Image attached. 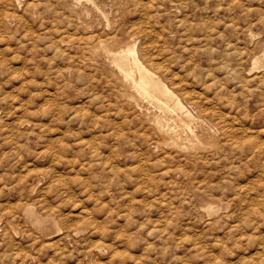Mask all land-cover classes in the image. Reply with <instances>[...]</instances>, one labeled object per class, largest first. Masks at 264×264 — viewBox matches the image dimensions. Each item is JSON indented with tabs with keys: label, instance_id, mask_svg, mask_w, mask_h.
Here are the masks:
<instances>
[{
	"label": "rangeland",
	"instance_id": "rangeland-1",
	"mask_svg": "<svg viewBox=\"0 0 264 264\" xmlns=\"http://www.w3.org/2000/svg\"><path fill=\"white\" fill-rule=\"evenodd\" d=\"M41 1L0 0V264H264V0ZM115 41L118 50L134 44L142 62L200 113L186 148L137 136L145 133L137 118L153 107L140 100L141 112L121 96L132 91L103 50Z\"/></svg>",
	"mask_w": 264,
	"mask_h": 264
},
{
	"label": "bare ground",
	"instance_id": "bare-ground-1",
	"mask_svg": "<svg viewBox=\"0 0 264 264\" xmlns=\"http://www.w3.org/2000/svg\"><path fill=\"white\" fill-rule=\"evenodd\" d=\"M28 1V0H27ZM42 1H44V0H42ZM41 1V2H42ZM50 1V0H49ZM53 1V0H52ZM55 1H58V0H55ZM55 1H53V3L55 2ZM112 1V0H111ZM117 1V0H116ZM140 1V0H139ZM138 1V2H139ZM10 2V1H9ZM26 2V1H25ZM31 2V1H30ZM40 2V3H41ZM112 2H115V0H113ZM120 2V1H119ZM141 2V1H140ZM15 3V2H14ZM28 3V2H27ZM39 3V4H40ZM49 3H51V2H49ZM48 3V5L51 7V5H53L52 3L51 4H49ZM56 3V2H55ZM62 3V2H61ZM60 3V4H61ZM83 3V2H82ZM116 3V2H115ZM125 3V2H124ZM9 4H11V3H9ZM26 4V3H25ZM30 4V3H29ZM33 4L37 7V5L36 4H38V3H34L33 2ZM33 4H30L31 6H34ZM38 4V5H39ZM42 4V3H41ZM119 4V3H118ZM118 4H116V5H118ZM121 4V3H120ZM143 4V3H142ZM12 5V4H11ZM46 5V4H45ZM58 5V4H57ZM135 5V4H134ZM137 5H139L138 3H137ZM15 6V5H14ZM27 6V5H26ZM25 6V7H26ZM34 6V7H35ZM55 6V5H54ZM61 6V5H60ZM64 6V5H63ZM122 6H124L123 4H122ZM44 7V6H43ZM46 7V6H45ZM56 7V6H55ZM86 7V6H85ZM118 7V6H117ZM137 7V6H136ZM139 7V6H138ZM141 7H142V5H141ZM28 8V7H27ZM47 8V7H46ZM45 8V9H46ZM62 8H64V7H61V9ZM120 8V7H119ZM17 9V8H16ZM25 10H26V8H24ZM30 9V8H29ZM28 9V10H29ZM59 9H60V7H59ZM59 9H55L56 11L58 10L59 11ZM18 10V9H17ZM39 10V9H38ZM42 10V9H41ZM62 10H65V9H62ZM127 10V9H126ZM27 11V10H26ZM25 11V12H26ZM30 11V10H29ZM53 11V10H52ZM17 12V11H16ZM39 12V11H38ZM37 12V13H38ZM43 12V11H42ZM44 12H46V10L44 11ZM62 12V11H61ZM66 12V11H65ZM115 12V11H114ZM173 12V11H172ZM28 13V12H27ZM36 13V14H37ZM52 13V12H51ZM51 13H49V14H51ZM64 13V12H63ZM68 13V12H67ZM173 13H176V12H173ZM28 14H30V12L28 13ZM32 15H33V13H31ZM46 14V13H45ZM48 14V13H47ZM88 14V13H87ZM143 15V14H142ZM10 16V15H9ZM38 16V15H37ZM47 16V15H46ZM51 16V15H50ZM61 16V15H60ZM132 16V15H131ZM134 16V15H133ZM175 16H176V14H175ZM14 17V16H13ZM17 17L18 18H20L19 16H18V14H17ZM44 17V16H43ZM53 17V16H52ZM57 17V16H56ZM72 17H75V16H72ZM87 17H89V15L87 16ZM115 17H118V16H115ZM15 18V17H14ZM23 18V17H22ZM25 18V17H24ZM39 18V17H38ZM45 18V17H44ZM59 18V17H58ZM61 18V17H60ZM69 18V17H68ZM96 18V17H95ZM113 18H114V16H113ZM119 18V17H118ZM176 18V17H175ZM6 19V18H5ZM8 19V18H7ZM10 19H11V17H10ZM21 19V18H20ZM19 19V20H20ZM46 20L48 19V18H45ZM57 19V18H56ZM97 19V18H96ZM29 20V19H28ZM41 20V19H40ZM54 20V19H53ZM66 20V19H65ZM74 20V19H73ZM76 20V19H75ZM99 20V19H98ZM6 21V20H5ZM14 21H16L15 19H14ZM23 21V20H22ZM25 21V20H24ZM51 21V20H50ZM57 21H58V19H57ZM56 20H55V22H57ZM60 21V20H59ZM112 21H114V20H112ZM181 21V20H180ZM180 21H178L179 23H180ZM52 22V21H51ZM54 22V23H55ZM76 22V21H75ZM75 22H74V25H75ZM115 22V21H114ZM113 22V23H114ZM7 23V22H6ZM23 23H25V22H23ZM72 23V22H71ZM71 23H69V25L71 24ZM89 23V22H88ZM87 23V24H88ZM107 23V22H106ZM123 23V22H122ZM121 23V24H122ZM27 24H28V22H27ZM42 24V23H41ZM66 24V23H65ZM80 24V23H79ZM137 24V23H136ZM177 24V23H176ZM175 24V25H176ZM183 24H185V22L183 23ZM182 24V25H183ZM25 25V24H24ZM44 25V24H43ZM61 25V24H60ZM115 25V24H114ZM120 25V24H119ZM178 25V24H177ZM181 25V24H180ZM180 25H178V26H180ZM45 26H47V25H45ZM71 26V25H70ZM76 26H78V24L76 25ZM90 26V25H89ZM121 26V25H120ZM185 26V25H184ZM52 27V26H51ZM67 27V26H66ZM69 27V26H68ZM80 27V26H79ZM106 27V26H105ZM105 27H103V28H105ZM133 27V26H132ZM136 27V26H135ZM138 27H139V25H138ZM141 27V26H140ZM139 27V28H140ZM43 28V27H42ZM46 28V27H45ZM50 28V27H49ZM53 28H54V25H53ZM57 28V27H56ZM56 28L53 30V33H55L54 31L56 30ZM76 28V27H75ZM116 28V27H115ZM143 28H145V26L143 27ZM143 28H141V29H143ZM63 29V28H62ZM66 29V28H65ZM65 29L63 30V31H65ZM78 29V28H77ZM85 29V28H84ZM114 29V28H113ZM119 29V28H118ZM128 29V28H127ZM130 29H131V26H130ZM137 29V28H136ZM58 30H59V28H58ZM60 30H61V28H60ZM71 30H72V28H71ZM101 30L104 32V30L101 28ZM117 30V29H116ZM115 30V31H116ZM125 30H126V28H125ZM133 30V29H132ZM139 30V29H138ZM48 32L50 31V30H47ZM63 31H61V32H63ZM67 31V30H66ZM85 31V30H84ZM87 31V30H86ZM85 31V32H86ZM101 31V32H102ZM106 31V30H105ZM128 31V30H127ZM140 31V30H139ZM46 32V31H45ZM78 33V31H74V33ZM83 32V31H82ZM87 32H90V31H87ZM93 32V31H92ZM96 32V31H95ZM95 32H93L94 34H95ZM134 32V34H135V30L133 31ZM141 32H143V30L141 31ZM145 32H146V30H145ZM50 33V32H49ZM58 33V32H57ZM65 33V32H64ZM71 33V32H70ZM69 33V34H70ZM107 32H105L104 34H106ZM116 32H114L113 34H111V35H116L115 34ZM138 33V32H137ZM29 34V33H28ZM27 34V35H28ZM32 34V33H31ZM41 34V33H40ZM60 34V33H59ZM103 34V33H102ZM127 33H125V35H126ZM128 34H130V31H129V33ZM139 34V33H138ZM144 34V33H143ZM211 34V33H210ZM213 34V33H212ZM211 34V35H212ZM34 35V34H33ZM33 35L32 36H30V38L31 37H33ZM35 35H36V33H35ZM37 35H39V34H37ZM42 35H43V33H42ZM45 35V34H44ZM84 35H85V33H84ZM87 35V34H86ZM90 35H92L93 36V34H91L90 33ZM108 35V34H107ZM111 35H109V36H111ZM119 35V34H118ZM132 35H133V33H132ZM137 35V34H136ZM145 35V34H144ZM144 35H143V38H146V36L144 37ZM206 35V34H205ZM210 35V37H212ZM59 36V35H58ZM72 36V35H71ZM70 36V37H71ZM74 36V35H73ZM80 36H83V35H80ZM91 36V37H92ZM106 36V35H105ZM112 36V37H113ZM121 36V35H120ZM130 36H131V34H130ZM36 37V36H35ZM39 37V36H38ZM43 37V36H42ZM47 37V36H46ZM53 37H54V35H53ZM62 37V36H61ZM64 37H66V36H64ZM70 37H69V39L68 40H70ZM88 37H89V35H88ZM98 37V36H97ZM209 37V38H210ZM41 38V37H40ZM39 38V39H40ZM48 38L49 39H51L52 38V36H48ZM55 38V37H54ZM57 38H59V37H57ZM56 38V39H57ZM78 38V37H77ZM76 38V39H77ZM100 38V37H99ZM106 38H108V37H106ZM117 38H119V37H117ZM26 39H27V36H26ZM32 39V38H31ZM47 39V38H46ZM56 39L54 40V42L56 41ZM62 39V38H61ZM66 39V38H65ZM79 39V38H78ZM78 39H77V42H78ZM81 39V38H80ZM79 39V40H80ZM85 39V38H84ZM83 39V40H84ZM110 39V38H109ZM131 39V38H130ZM29 40V39H28ZM36 40L38 41V39L36 38ZM36 40H35V42H36ZM40 40H42V39H40ZM44 40V39H43ZM111 40H112V38H111ZM31 41V40H30ZM47 41H48V39H47ZM51 41H52V39H51ZM57 41H59V40H57ZM61 41V40H60ZM72 41V40H71ZM71 41H68V43H71ZM74 41H76V40H74ZM97 41V40H96ZM107 41H109V40H107ZM188 41V40H187ZM33 41H31L30 43H32ZM81 42V41H80ZM101 42H103V41H101ZM141 42V41H140ZM140 42H139V44H140ZM143 42V41H142ZM48 43V42H47ZM65 43V42H64ZM123 43V42H122ZM144 43V42H143ZM159 43V42H158ZM34 44V43H33ZM46 44V43H45ZM49 44V43H48ZM47 44V45H48ZM53 44V43H52ZM94 45H96L95 43H93ZM99 44V43H98ZM120 43L118 42V41H115V42H113V44H111V45H109V44H107L106 42H105V44L103 45V50H104V52H106V54H107V59L109 60V62L111 63L110 65H112L113 67H115V69L118 71V74H119V78L121 79V81L123 82V83H125L126 84V86H128L129 87V89L132 91V92H130V91H127V90H125V89H122V92L121 91H119V92H121V96L126 100V104L127 105H129L130 107H133V106H135L139 111H141L142 112V110H141V108H143L144 106L140 103V100H145L147 103H149V105H150V107L152 108V110L150 111V112H147L146 114H144V117H141V118H137V120L139 121V123H140V126H142V127H144V128H142V129H144L145 130V133H139L138 131V137H142V139H143V142L144 141H146V139H148V137H151L150 139H152L154 136H156L158 139H160V141H158L157 143H159V142H161L162 141V143L166 146H172V147H176V148H186L185 146H184V141H183V139H186L187 138V132H193V124H196V123H198V119H199V115L198 114H200V113H196V114H194V112L193 111H191L190 109H188L187 108V106L183 103V101L173 92V90L172 89H170L169 87H168V85L157 75V71L156 72H154V69H153V71L150 69V68H148L143 62H142V60H141V58L139 57V55H138V53H137V50H136V47H135V45L134 44H131V45H127L125 48H122V49H114L116 46H118ZM159 44H161V42L159 43ZM49 45H51V43L49 44ZM59 45V44H58ZM74 45V44H73ZM77 45V44H76ZM85 45V44H84ZM102 45V44H101ZM142 45H144V44H141V45H139L140 47L142 46ZM186 45V44H185ZM33 46V45H32ZM46 46V45H45ZM53 46H55V45H53ZM52 46V47H53ZM60 46V45H59ZM75 46V45H74ZM91 46V45H90ZM160 46V45H159ZM158 46V47H159ZM230 46V45H229ZM229 46H227V47H229ZM50 47V46H49ZM49 47H47V48H49ZM63 47V46H62ZM73 47V46H72ZM98 47V46H97ZM145 47V46H144ZM162 47V46H161ZM187 47V46H186ZM44 48H46V47H44ZM55 48L56 47H54V50H55ZM65 48V47H64ZM81 48V47H80ZM160 48V47H159ZM33 49H37L38 50V48H37V46H36V48H34L33 47ZM41 49V48H40ZM50 49H51V47H50ZM49 49V50H50ZM58 49V48H57ZM68 49V48H67ZM74 49V48H73ZM87 49V48H86ZM94 49V48H93ZM139 49H141V48H139ZM161 49V48H160ZM46 50V49H45ZM53 50V48L51 49V51ZM59 50H61V49H59ZM34 51V50H33ZM50 51V52H51ZM63 51V50H62ZM140 52V51H139ZM143 52V51H142ZM160 52H162V51H160ZM159 52V53H160ZM164 52V51H163ZM162 52V53H163ZM46 53H48V51L46 50ZM52 53V52H51ZM61 53H63V52H61ZM61 53H59L60 54V56H61ZM69 53V52H68ZM67 53V55H69ZM72 53V52H71ZM236 53V52H235ZM56 54V53H55ZM75 54H77V53H75ZM74 54V55H75ZM82 54V53H81ZM81 54H79V55H81ZM83 54H84V52H83ZM168 54V53H167ZM54 55V54H53ZM89 55V54H88ZM158 55V54H157ZM162 55V54H161ZM169 55V54H168ZM239 55V54H238ZM55 56V55H54ZM84 56V55H83ZM141 56H142V54H141ZM167 56V55H166ZM171 56V55H170ZM248 56V55H247ZM58 57V56H57ZM64 57V56H63ZM68 58L70 57V56H67ZM79 57V56H78ZM77 57V58H78ZM164 57V56H163ZM172 57V56H171ZM237 57V56H236ZM65 58V57H64ZM74 58V57H73ZM89 58V57H88ZM158 58H160L159 56H158ZM157 58V59H158ZM239 58V57H238ZM79 59V58H78ZM92 59V58H91ZM161 59V58H160ZM167 59V58H166ZM67 60V58L65 59V61ZM69 60V59H68ZM143 60H144V58H143ZM168 60V59H167ZM166 60V61H167ZM239 60V59H238ZM72 61V60H71ZM75 61V60H74ZM74 61H72V62H74ZM77 61V60H76ZM153 61H155V60H153ZM158 61H159V59H158ZM171 61V60H170ZM242 62H243V60H241ZM240 61V62H241ZM245 61V60H244ZM64 62V61H63ZM70 62V61H69ZM150 63H151V61H150ZM153 63L154 62H152V65H153ZM167 63V62H166ZM71 64L72 63H70V65L69 66H71ZM147 64V63H146ZM149 64V63H148ZM155 64H156V62H155ZM63 65V64H62ZM68 65V64H67ZM157 65H158V63H157ZM165 65V64H164ZM166 65H170V64H166ZM166 65H165V67H166ZM69 66H67V68H69ZM75 66V65H74ZM87 66H90V65H87ZM154 66V65H153ZM79 67H80V65H79ZM91 67V66H90ZM90 67H88V68H90ZM111 67V66H110ZM155 67V66H154ZM153 67V68H154ZM164 67V68H165ZM170 66H168L167 68H169ZM65 68V67H64ZM67 68H66V70L64 69V71H67ZM71 68V67H70ZM74 68V67H73ZM83 67H81V69H82ZM92 68H93V65H92ZM91 68V69H92ZM97 68V67H96ZM96 68L94 69V70H96ZM157 68V67H156ZM161 68H163V67H161ZM161 68H160V70H161ZM228 67H226V69H227ZM58 69V68H57ZM78 68H74L73 70H77ZM90 69V70H91ZM159 69V68H158ZM166 69V68H165ZM232 69H235V68H232ZM59 70V69H58ZM84 70H85V66H84ZM93 70V69H92ZM93 70V71H94ZM100 71H102L101 69H99ZM157 70V69H156ZM164 70V69H163ZM169 70H171V68H169ZM228 70H229V68H228ZM63 71V73H64V75H65V72ZM77 71H79V70H77ZM86 71V70H85ZM92 71V72H93ZM162 71V70H161ZM73 72V71H72ZM87 72H89V71H87ZM166 72V71H165ZM242 72V71H241ZM241 72H239L238 71V73H241ZM57 73V72H56ZM77 73V72H76ZM76 73H74V74H76ZM90 73V72H89ZM96 73H97V71H96ZM95 72H94V75L96 74ZM100 73V72H99ZM103 73V72H102ZM164 73V72H163ZM226 73H228L227 72V70H226ZM231 73H232V71H231ZM62 74V73H61ZM73 74V73H72ZM73 74V75H74ZM84 74V73H83ZM83 74H81V75H83ZM86 74V73H85ZM100 75H102V74H100ZM55 76H57L56 74H55ZM66 76V75H65ZM85 75H83V77H84ZM103 76V75H102ZM243 78H244V76H246V75H241ZM62 77V76H61ZM67 77V76H66ZM65 77V78H66ZM76 77V76H75ZM80 77V76H79ZM78 77V78H79ZM86 77V76H85ZM88 77V76H87ZM89 77H91V76H89ZM93 77V76H92ZM96 77H98V76H96ZM100 77V76H99ZM256 77V76H255ZM74 78V77H73ZM72 78V79H73ZM77 78V77H76ZM76 78H74V80L73 81H75V79ZM82 78V77H81ZM95 78V77H94ZM93 78V79H94ZM249 78V77H248ZM254 78V77H253ZM258 78V77H257ZM67 79V78H66ZM70 79V78H69ZM85 79V78H84ZM95 79H99V78H95ZM245 79V78H244ZM78 80V79H77ZM107 80V79H106ZM166 80V79H165ZM243 80V79H242ZM248 80V79H247ZM253 80V79H252ZM67 81V80H66ZM70 81H72V80H70ZM82 82H84L83 80H81ZM89 81V80H88ZM87 81V82H88ZM99 81H100V79H99ZM98 81V82H99ZM245 81H246V79H245ZM68 82V81H67ZM76 82H78V81H76ZM86 82V81H85ZM97 82V83H98ZM105 82H107V81H105ZM240 82V81H239ZM260 82V81H259ZM74 83V82H73ZM88 83H90V81L88 82ZM111 83V82H110ZM115 83V82H114ZM170 83V82H169ZM248 83V82H247ZM75 84V83H74ZM74 84H70V85H74ZM91 84V83H90ZM105 84H107V83H105ZM112 84V83H111ZM171 84V86L173 85L172 83H170ZM241 84H243L242 85V87H244V85H247V84H244V82L243 83H241ZM88 85V84H87ZM108 85V84H107ZM114 85H116V84H114ZM113 85V86H114ZM185 85V84H184ZM170 86V87H171ZM174 86V85H173ZM186 86V85H185ZM248 86V85H247ZM70 87V86H69ZM86 87H88V86H86ZM115 87V86H114ZM65 88V87H64ZM89 88V87H88ZM91 88H92V86H91ZM91 88H89V90L91 89ZM119 88V87H118ZM117 88V90H119V89H121V88H119L118 89ZM173 88V87H172ZM74 89V88H73ZM80 89V88H79ZM82 89V88H81ZM115 89H116V87H115ZM87 90V89H86ZM117 90H116V94H117ZM175 90V89H174ZM244 90H245V88H244ZM248 90V89H247ZM250 90V89H249ZM76 91V90H75ZM79 91V90H78ZM78 91H77V93H78ZM114 91V90H113ZM186 91V90H185ZM81 92V91H80ZM91 92H92V90H91ZM90 92V93H91ZM188 92V91H187ZM86 93V92H85ZM110 93H112V92H110ZM244 93V92H243ZM185 95L187 94V93H184ZM188 94H190V92H188ZM187 94V95H188ZM115 95V94H114ZM182 95V94H181ZM185 95H182V96H184L185 97ZM246 95H248V93L246 94ZM77 96V95H76ZM181 96V97H182ZM195 96V95H194ZM115 97H117V95L115 96ZM114 97V98H115ZM188 97V96H187ZM263 97H264V95H263ZM79 98H82V97H79ZM118 98V97H117ZM116 98V99H117ZM193 98V97H192ZM194 98H196V97H194ZM199 98V97H198ZM115 99V100H116ZM189 99H191L190 97H189ZM189 99H187V100H189ZM200 99V98H199ZM80 100V99H79ZM192 100V99H191ZM198 100V99H197ZM195 101V100H194ZM201 101V100H200ZM262 101V100H261ZM190 102H192V101H190ZM78 103H80V102H78ZM114 103H115V101H114ZM199 103V102H198ZM197 102H196V104H198ZM262 103V102H261ZM119 104V103H118ZM117 104V105H118ZM120 104H121V102H120ZM119 104V105H120ZM122 104H123V101H122ZM125 104V105H126ZM195 104V105H196ZM203 104L204 105H206L204 102H203ZM202 104V105H203ZM75 105H77V104H75ZM189 105H191V104H189ZM192 105H194L193 103H192ZM203 105V106H204ZM208 105V104H207ZM79 106V105H78ZM121 106V105H120ZM124 106V105H123ZM200 106V105H199ZM209 106V105H208ZM261 106V105H260ZM125 108H124V110L126 109V106H124ZM264 107V106H263ZM122 108V107H121ZM120 107H119V111H120V109H121ZM200 108H201V106H200ZM203 109H204V107H202ZM206 108V107H205ZM262 108V107H261ZM77 109V108H76ZM209 109V108H208ZM214 109V108H213ZM122 110V109H121ZM128 110V109H127ZM133 110V109H132ZM131 110V111H132ZM149 110V109H148ZM217 110V109H216ZM76 111V110H75ZM199 111V110H198ZM204 111H207V110H204ZM211 111V110H210ZM220 111V110H219ZM222 111V110H221ZM123 112V111H122ZM124 112H126V111H124ZM202 113H203V111H202ZM207 114V113H206ZM211 114V113H210ZM225 114V113H224ZM125 115H127V114H125ZM204 115V118H205V114H203ZM214 115H215V113H214ZM216 115H217V113H216ZM222 115V114H221ZM132 116V115H131ZM217 116H219V115H217ZM124 117V116H123ZM134 117H135V115H134ZM208 117H211V116H208ZM214 117V116H213ZM222 117V116H221ZM229 117V116H228ZM125 118V117H124ZM132 118V117H131ZM218 118V117H217ZM217 118H215L216 119V121H218L217 120ZM122 119V118H121ZM126 119V118H125ZM213 119V118H212ZM215 119H213V120H215ZM232 119V118H231ZM230 119V120H231ZM33 120V119H32ZM133 120V119H132ZM222 120V119H221ZM232 120H234V119H232ZM28 121V120H27ZM26 121V122H27ZM30 121V120H29ZM126 122H127V120H125ZM130 121V120H129ZM225 121V120H224ZM23 122H25V120L23 121ZM31 122V121H30ZM133 122V121H132ZM214 122V121H213ZM233 122H235V121H233ZM241 122H243V121H241ZM131 123V122H130ZM217 123V122H216ZM219 123V122H218ZM224 123V122H223ZM240 123V122H239ZM119 123H117L116 125H118ZM123 124H124V122H123ZM134 124V123H133ZM219 124H221V123H219ZM232 124H234V123H232ZM110 125V124H109ZM115 125V126H116ZM225 125V124H224ZM242 125V124H241ZM89 126H91V125H89ZM104 126V125H103ZM121 126V125H120ZM132 126H134V125H132ZM249 126V125H248ZM123 128H124V126H122ZM127 127V126H126ZM216 128H217V126H215ZM219 127V126H218ZM221 127V126H220ZM224 126L222 125V128H223ZM228 127H230V126H228ZM227 127V128H228ZM245 127V126H244ZM247 127V126H246ZM107 128H108V126H107ZM119 127H116V129H118ZM140 128V127H139ZM232 128V127H231ZM240 128H242V127H240ZM113 129H114V127H113ZM115 129V131H117ZM122 129V128H121ZM132 129V128H131ZM228 129H230V128H228ZM249 129V128H248ZM112 130V129H111ZM123 130H126V129H123ZM128 130H129V128H128ZM128 130H126L125 131V133L126 132H128ZM136 130V129H135ZM138 130V129H137ZM218 130H219V128H218ZM221 130V129H220ZM244 130H246V128L244 129ZM260 130V129H259ZM89 131H90V129H89ZM185 131V132H184ZM248 131V130H247ZM246 131V132H247ZM258 131V130H257ZM256 131V132H257ZM92 132V131H91ZM95 132V131H94ZM119 132V134H122L121 132H122V130L121 131H118ZM124 132V131H123ZM131 132V131H130ZM132 132H133V130H132ZM136 131H134V133H135ZM182 132H184V133H182ZM222 132L224 133V130H222ZM227 132V131H226ZM242 132V131H241ZM245 132V131H244ZM244 132H243V134H244ZM248 132H250V131H248ZM248 132H247V134H248ZM252 132V131H251ZM250 132V133H251ZM264 132V130L262 131V132H259V133H263ZM93 133V132H92ZM96 133V132H95ZM111 133H114L113 131L111 132ZM125 133H123V134H125ZM134 133H131V134H134ZM235 133V132H234ZM239 133V132H238ZM237 133V134H238ZM253 133H255V131H253ZM116 134V133H115ZM114 134V135H115ZM130 134V133H129ZM193 134V133H192ZM225 134H227V133H225ZM231 134H232V132H231ZM236 134V135H237ZM241 134V133H240ZM239 134V135H240ZM113 135V134H112ZM118 135V134H117ZM235 135V134H234ZM250 135H252V134H250ZM260 135V134H259ZM132 136H134V135H132ZM184 136V137H183ZM225 136V135H224ZM229 136V135H228ZM231 136V135H230ZM256 136V135H255ZM257 136H258V134H257ZM261 136V135H260ZM69 137V139L70 140H72L71 138H72V136L70 135V136H68ZM234 138H237V137H235V136H233ZM252 137V136H251ZM117 138V137H116ZM121 138V137H120ZM120 138H119V140H120ZM128 138H129V135H128ZM134 138V137H133ZM228 138V137H227ZM226 138V139H227ZM232 137H230V138H228V141H229V139H231ZM240 138V137H239ZM253 138V137H252ZM261 138V137H260ZM81 139V138H80ZM129 139H131L132 140V138H129ZM241 139V138H240ZM250 139V138H249ZM254 139V138H253ZM130 140V141H131ZM236 140V139H235ZM234 140V141H235ZM239 139H237V141H238ZM245 140V139H244ZM261 140V139H260ZM76 140H74V142H75ZM78 141V140H77ZM81 141H83V139L81 140ZM80 141V142H81ZM121 141V140H120ZM119 141V142H120ZM125 141V140H124ZM128 141V144H129V140H127ZM157 141V140H156ZM236 141V142H237ZM250 141V140H249ZM254 141H257V140H254ZM264 141V140H263ZM79 142V141H78ZM147 142V141H146ZM232 142V141H231ZM240 142V141H239ZM243 143H244V141H242ZM132 143V142H131ZM130 143V144H131ZM223 143H225L224 141H223ZM255 143V142H254ZM49 144V143H48ZM76 144V143H75ZM125 144H126V141H125ZM136 144V143H135ZM146 144V143H145ZM147 144H149V143H147ZM146 144V145H147ZM220 144V143H219ZM233 144H235V142L233 143ZM241 144V143H240ZM251 145H252V141H251V143H250ZM256 144H257V142H256ZM50 145H51V143H50ZM64 145V144H63ZM66 145V144H65ZM139 145H141V144H139ZM159 145V144H158ZM157 145V146H158ZM222 145V144H221ZM242 145V144H241ZM249 145V144H248ZM254 145V144H253ZM60 146V145H59ZM131 146H135L134 147V149L136 148V146L137 145H131ZM232 146V145H231ZM230 146V147H231ZM238 147L239 148V146L238 145H236L235 144V147ZM260 145H256V147H259ZM124 147V146H123ZM138 147V146H137ZM140 147V146H139ZM252 147V146H251ZM254 147V146H253ZM253 147H252V149H253ZM60 148H61V146H60ZM78 148V147H77ZM81 148H83V147H81ZM80 148V149H81ZM147 148H148V146H147ZM149 148H150V146H149ZM221 148V147H220ZM231 148H233V147H231ZM243 148H244V146H243ZM243 148H240V149H243ZM61 149H63V148H61ZM84 149V148H83ZM139 149V148H138ZM222 149V148H221ZM239 149V150H240ZM251 149V150H252ZM255 149V148H254ZM253 149V150H254ZM261 150H262V148H260ZM80 151L79 149H76L75 151ZM82 150V149H81ZM189 150V149H188ZM230 150H232V149H230ZM253 150L252 151H250L251 153L253 152ZM137 151V150H136ZM214 151V150H213ZM227 151V150H226ZM63 152V151H62ZM61 152V153H62ZM92 152V151H91ZM91 152H89V153H91ZM77 152H75L74 154H76ZM80 153H82V152H80ZM79 153V154H80ZM194 153V152H193ZM228 153V152H227ZM164 154H165V152H164ZM168 153H166V155H167ZM176 154V153H175ZM213 154V153H212ZM231 154V153H230ZM258 154H260L259 152H258ZM137 155V154H136ZM139 155V154H138ZM162 155V154H161ZM176 155H178V154H176ZM205 155V154H204ZM233 155V154H232ZM231 155V156H232ZM247 156H248V154H246ZM250 155V154H249ZM140 156V155H139ZM168 156H170V155H167V157ZM173 156V155H172ZM179 156V155H178ZM200 156H201V154H200ZM207 156V155H206ZM205 156V157H206ZM231 156H229V157H231ZM236 156V155H235ZM234 156V157H235ZM238 156V155H237ZM251 156V155H250ZM259 156V155H258ZM90 157V156H89ZM143 157V156H142ZM141 157V158H142ZM145 157V156H144ZM162 157V156H161ZM174 157V156H173ZM173 157H172V159H173ZM184 157V156H183ZM204 157V158H205ZM140 158V159H141ZM147 158V157H146ZM180 158H181V156H180ZM185 158V157H184ZM210 158V157H209ZM223 158H227V157H224L223 156ZM233 158V157H232ZM257 158V157H256ZM155 160H156V158H154ZM159 159V158H158ZM162 159V158H161ZM177 159H179L178 157H177ZM177 159H176V162H177ZM195 159V158H194ZM219 159V158H218ZM217 159V160H218ZM229 159V158H228ZM235 159V158H234ZM238 159V158H237ZM249 159V158H248ZM90 160V159H89ZM142 160V159H141ZM169 161H172V160H170V159H168ZM167 160V161H168ZM180 160V159H179ZM205 159H203V161H204ZM207 160H208V157H207ZM207 160H205L204 162H207ZM211 160H212V158H211ZM233 160V159H232ZM255 160V159H254ZM140 161V160H139ZM146 161V160H145ZM160 161H162V160H160ZM163 161L165 162L166 160H165V157H164V159H163ZM187 161H188V159H187ZM192 161V160H191ZM202 161V162H203ZM221 161V160H220ZM230 161V160H229ZM245 161V160H244ZM152 162H154V161H152ZM181 162H183V161H180L179 163H181ZM196 162V161H195ZM216 162V161H215ZM145 163V162H144ZM156 163V162H155ZM168 163V162H167ZM190 163V162H189ZM208 163H209V161H208ZM84 164V163H83ZM149 164H150V162H149ZM157 164V163H156ZM166 164V163H165ZM182 164V163H181ZM184 164V163H183ZM192 164H195L194 162L192 163ZM204 164H206V163H204ZM153 165H155V164H153L152 163V166ZM178 165H180V164H178ZM231 165V164H230ZM233 165V164H232ZM151 166V167H152ZM174 166V165H173ZM182 167H183V165H181ZM180 166V167H181ZM187 165H185V167H186ZM193 166V165H192ZM234 166V165H233ZM175 167H178L177 165H175ZM174 167V168H175ZM179 168V169H183L184 170V168ZM228 167V166H227ZM164 168V167H163ZM166 168V167H165ZM164 168V169H165ZM261 168V167H260ZM172 170L173 168H169V170ZM187 169L189 170V167L187 166ZM258 169V168H257ZM256 169V170H257ZM161 170V169H160ZM166 170V169H165ZM174 170H176V168L174 169ZM174 170H173V172H174ZM178 170V169H177ZM191 171V170H190ZM190 171H188V172H190ZM162 172V171H161ZM176 172V171H175ZM183 172V171H182ZM181 172V173H182ZM259 172V171H258ZM178 173H179V171H178ZM185 173H186V171H185ZM184 173V174H185ZM256 173H257V171H256ZM262 173H263V171H262ZM164 174V173H163ZM162 174V175H163ZM174 174V173H173ZM183 174V175H184ZM188 174L189 173H187V175L186 176H188ZM190 174H191V172H190ZM189 174V175H190ZM258 174V173H257ZM256 174V175H257ZM261 174V173H260ZM166 175V174H165ZM254 175V174H253ZM256 175H254V176H256ZM164 176V175H163ZM168 176V175H167ZM173 175L171 174V178H173L172 177ZM186 176H185V178H186ZM194 176V175H193ZM253 176V177H254ZM169 177V176H168ZM183 177V176H182ZM195 177V176H194ZM204 177V176H203ZM202 177V178H203ZM261 177V176H260ZM175 178V177H174ZM173 178V179H174ZM190 178V177H189ZM193 178V177H192ZM198 178H200V177H198ZM206 178V177H205ZM204 178V179H205ZM263 178V177H262ZM182 179L183 178H181V180L180 181H182ZM201 179V178H200ZM191 180V179H190ZM194 180V179H193ZM203 180V179H202ZM207 180V179H206ZM206 180H203V182L205 181V183H206ZM177 181V180H176ZM179 181V182H180ZM183 181H186V180H183ZM182 181V182H183ZM191 182V181H190ZM194 183L196 182V179H195V181H193ZM201 181L199 180V182H198V180H197V183H200ZM171 183H172V181H171ZM177 183V182H176ZM184 183H187V181L186 182H184ZM194 183H192L191 182V184H193V186H194ZM208 183V182H207ZM174 184H175V181H174ZM198 186H199V184H197ZM203 185H204V183H203ZM197 186V187H198ZM202 186V185H201ZM205 186V185H204ZM177 187H178V185H177ZM180 187V186H179ZM181 187H183V185L181 186ZM195 187V186H194ZM196 187V188H197ZM207 187V186H206ZM205 187V188H206ZM195 188V189H196ZM198 188H200V186L198 187ZM208 188V187H207ZM262 189H263V187H261ZM261 188H259V189H261ZM182 189V188H181ZM180 189V190H181ZM184 189H185V187H184ZM186 189H188V185L186 186ZM202 189H203V187H202ZM261 189V190H262ZM184 191V190H183ZM182 191V192H183ZM187 191H190L189 189L187 190ZM186 191V192H187ZM185 192V191H184ZM188 193V192H187ZM256 196H258V195H256ZM256 199V198H255ZM254 199V200H255ZM256 205V204H255ZM85 209V208H84ZM172 208H170V210H171ZM83 210V209H82ZM166 210V209H165ZM169 210V211H170ZM257 210V209H256ZM81 211V210H80ZM126 211V210H125ZM127 211H128V209H127ZM84 212V211H83ZM88 212H89V210H88ZM123 212V211H122ZM130 212V211H129ZM174 212V211H173ZM79 213V212H78ZM82 213V212H81ZM85 213V212H84ZM121 213V212H120ZM131 213H132V211H131ZM133 213H134V210H133ZM170 213V212H169ZM168 213V214H169ZM171 213H172V210H171ZM174 213H176V211L174 212ZM174 213H172L173 215H174ZM86 214V213H85ZM119 214V213H118ZM124 214H125V212H124ZM168 214H167V216H168ZM93 215H95V214H93ZM122 215H123V213H122ZM130 215H133V214H130ZM171 215V214H170ZM88 216V215H87ZM96 216V215H95ZM113 216V215H112ZM119 216V215H118ZM167 216H165L166 218H168ZM125 217V219L128 217H126V216H124ZM94 219V217L92 216L91 218H89V219ZM97 218H98V216H97ZM117 218V216L115 217V219ZM128 218H130V217H128ZM128 218H127V220H128ZM131 219V218H130ZM129 219V220H130ZM82 220V219H81ZM95 220V219H94ZM117 220V219H116ZM83 221V220H82ZM101 221V220H100ZM119 221H121V220H119ZM125 221V220H124ZM94 222V221H93ZM92 222V223H93ZM113 222H115V220L113 221ZM129 222V221H128ZM127 222V223H128ZM86 223V222H85ZM97 223V222H96ZM121 223V222H120ZM125 223V222H124ZM131 223V222H130ZM129 223V224H130ZM80 224V223H79ZM79 224H78V226H79ZM101 224H103V223H101ZM116 224V223H115ZM117 224H119V223H117ZM122 224V223H121ZM126 224V223H125ZM89 225V224H88ZM124 225V224H123ZM127 225V224H126ZM95 226V225H94ZM93 226V224L91 225V227H93V228H95ZM101 226V225H100ZM104 226V225H103ZM129 225H127V227H128ZM117 227V226H116ZM100 228V227H99ZM114 228H115V226H114ZM124 229V228H123ZM78 230V229H77ZM98 230V229H97ZM114 230V229H113ZM108 231V230H107ZM121 231V230H120ZM166 230H164V232H165ZM96 233H97V231H95ZM113 231H111V233H112ZM115 232H117L116 230H115ZM119 232V231H118ZM122 232H125V230L124 231H122ZM107 233V232H106ZM110 233V234H111ZM132 233V232H131ZM163 233V232H162ZM69 234H70V232H69ZM92 234V233H91ZM99 234V233H98ZM110 234L108 235V237H110ZM113 234V233H112ZM111 234V235H112ZM115 234V233H114ZM123 234V233H122ZM161 234V233H160ZM159 234V235H160ZM71 235V234H70ZM73 235V234H72ZM99 235H105V234H101V232H100V234ZM127 235H129L130 237L132 236V234H127ZM164 235V234H163ZM162 235V237L164 238V236ZM68 236V235H67ZM97 236V235H96ZM122 236V238H124L123 237V235H121ZM121 236H119L120 238H121ZM66 237V236H65ZM87 237H89V235L87 236ZM113 237H114V235H113ZM118 237V238H119ZM161 237V238H162ZM167 237V235H165V238ZM90 238V237H89ZM92 238V237H91ZM94 238V237H93ZM104 238V237H103ZM119 238V239H120ZM126 238V237H125ZM132 238V237H131ZM130 238V239H131ZM65 239V238H64ZM114 238H112V240H113ZM74 240V239H73ZM90 240V239H89ZM89 240H86L87 242L89 241ZM92 240V239H91ZM90 240V241H91ZM95 240V239H94ZM121 240V239H120ZM75 241V240H74ZM119 241V240H118ZM131 241V240H130ZM113 242V241H112ZM124 242V241H123ZM34 243V242H33ZM36 243H37V241H36ZM35 243V244H36ZM93 243H95V242H93ZM120 243V242H119ZM130 243V242H129ZM78 244V243H77ZM77 244H76V246H77ZM91 244V243H90ZM115 244V243H114ZM113 244V245H114ZM121 244H123V243H121ZM147 244V243H146ZM145 244V245H146ZM148 244H150V243H148ZM94 245V244H93ZM128 245H130V244H128ZM88 246V245H87ZM100 246V245H99ZM123 246V245H122ZM125 246H127V245H125ZM131 246V245H130ZM148 246V247H147ZM146 247L147 248H149V245H147ZM151 246V245H150ZM86 247V246H85ZM84 247V248H85ZM96 247V246H95ZM101 247H103V246H101ZM111 246L109 245V248H110ZM114 248V247H113ZM121 248V247H120ZM124 248V247H123ZM146 248V250H148ZM57 249V248H56ZM96 249V248H95ZM119 249V248H118ZM150 249V248H149ZM90 250V249H89ZM112 250V248L110 249V251ZM122 250V249H121ZM126 250V249H125ZM83 251V250H82ZM85 251V250H84ZM87 251V250H86ZM109 251V250H108ZM113 252V251H112ZM117 252H119V251H117ZM125 253H126V251H124ZM88 253V252H87ZM96 253V252H95ZM111 253V252H110ZM114 253V252H113ZM122 253L123 252H121V255H122ZM112 254V253H111ZM127 254H129V252L127 253ZM85 255V254H84ZM95 255V254H94ZM116 255V254H115ZM115 255L114 256H112V257H115ZM110 256V254H109V257H111ZM123 256V255H122ZM128 256V255H127ZM134 256V255H133ZM106 257V256H105ZM129 257V256H128ZM135 257V256H134ZM133 257V258H134ZM137 257V256H136ZM107 258V257H106ZM106 258H105V263H106ZM131 258H132V256H131ZM94 259V258H93ZM108 259V258H107ZM119 259V258H118ZM125 259V258H124ZM123 260V259H122ZM126 260V259H125ZM124 260V262H126ZM132 260V259H131ZM102 262H103V260H101ZM108 261V260H107ZM133 261V260H132ZM136 260L134 259V262H135ZM108 262H111V260H109ZM113 262H114V259H113ZM95 264V263H94ZM110 264V263H109ZM112 264H114V263H112Z\"/></svg>",
	"mask_w": 264,
	"mask_h": 264
}]
</instances>
